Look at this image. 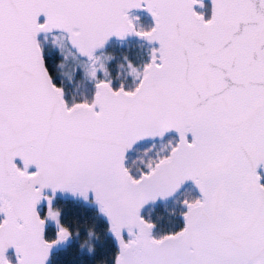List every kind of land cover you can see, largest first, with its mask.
I'll return each instance as SVG.
<instances>
[{
    "label": "snow or ice",
    "instance_id": "6c2138e0",
    "mask_svg": "<svg viewBox=\"0 0 264 264\" xmlns=\"http://www.w3.org/2000/svg\"><path fill=\"white\" fill-rule=\"evenodd\" d=\"M0 264H264V0H0Z\"/></svg>",
    "mask_w": 264,
    "mask_h": 264
}]
</instances>
